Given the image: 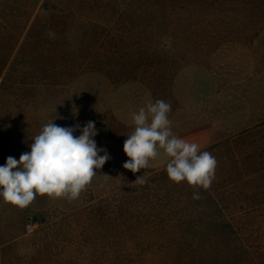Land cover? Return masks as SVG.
Here are the masks:
<instances>
[{
	"label": "rangeland",
	"instance_id": "rangeland-1",
	"mask_svg": "<svg viewBox=\"0 0 264 264\" xmlns=\"http://www.w3.org/2000/svg\"><path fill=\"white\" fill-rule=\"evenodd\" d=\"M160 1L152 12L122 13L110 0H58L63 13L37 11L23 34L26 18H7L15 35L0 32V166L29 152L53 118L64 127L95 122L97 146L111 159L72 202L38 195L20 208L0 197V264H114L115 241L139 239L134 231L146 221L159 225V243L173 241L168 222L146 215L159 210V200L199 210L197 219L201 211L236 213L244 242L263 245L264 0L246 12L221 14L213 6L190 15ZM149 100L170 103L173 133L211 125L202 149L218 161L209 189L171 181L162 149L148 168H123L131 114ZM141 175L147 183H134ZM186 239L207 238L188 229ZM224 244L221 260L249 258Z\"/></svg>",
	"mask_w": 264,
	"mask_h": 264
},
{
	"label": "clouds",
	"instance_id": "clouds-1",
	"mask_svg": "<svg viewBox=\"0 0 264 264\" xmlns=\"http://www.w3.org/2000/svg\"><path fill=\"white\" fill-rule=\"evenodd\" d=\"M170 112V103L149 100L131 114L129 124L134 130L123 144L129 158L123 168L134 174L148 168L150 160H155L162 149L169 158L166 172L171 181L177 184L186 181L190 186L207 190L215 179L218 161L197 143L173 133ZM53 119L32 138L29 152L21 153L19 160L9 156L0 166V197L5 203L24 208L38 195L64 197L72 202L86 190L97 175L96 170L111 159L106 149L97 146L95 122L87 121L82 128L79 124L64 127ZM77 131L78 136L74 135ZM134 183L143 185L147 180L141 175ZM199 198V193H195L193 199Z\"/></svg>",
	"mask_w": 264,
	"mask_h": 264
},
{
	"label": "trees",
	"instance_id": "trees-1",
	"mask_svg": "<svg viewBox=\"0 0 264 264\" xmlns=\"http://www.w3.org/2000/svg\"><path fill=\"white\" fill-rule=\"evenodd\" d=\"M110 1L118 5L117 10L122 13L152 12L157 5L156 0ZM160 3L164 5L165 10L173 14L188 13L190 15L199 8L213 6H216L219 13L223 14L252 10L253 0H161ZM37 11L63 13L65 9L61 8L58 0H0V32L7 31L11 37L15 35L12 31L14 27L7 22L9 17L18 20L26 18L20 33L30 32L33 29L30 19L33 15H37ZM13 44L10 54L14 52L18 39ZM197 211L199 210L187 211L179 207H168L165 202L159 200V210L148 211L146 215L148 217L158 215L168 222V229L173 235V241L159 243V225L146 221L142 224L140 231H134L138 232L139 239L133 237L131 241L125 242L123 245L115 241L116 261L114 264H232L229 261L221 260L216 254L222 243L231 246L238 255L245 254L249 257L248 259L240 257L233 264H264V243L260 245L252 241L249 245L244 242L239 235L240 229L233 226V222L237 219L236 213H224L222 210L201 211L200 218L197 219L195 216ZM241 215L243 213L238 216ZM188 229L198 233L203 232L207 239L196 244L194 239L189 241L186 239ZM208 229L211 230L209 234ZM233 243H237L238 248L235 249ZM123 252H126L127 255ZM192 252H195L196 255L197 253L201 254V259L204 262L200 263L188 258V256H194Z\"/></svg>",
	"mask_w": 264,
	"mask_h": 264
},
{
	"label": "crops",
	"instance_id": "crops-1",
	"mask_svg": "<svg viewBox=\"0 0 264 264\" xmlns=\"http://www.w3.org/2000/svg\"><path fill=\"white\" fill-rule=\"evenodd\" d=\"M174 134L190 142L197 143L202 150L211 138L212 127L209 123H202L183 132H176Z\"/></svg>",
	"mask_w": 264,
	"mask_h": 264
},
{
	"label": "built area",
	"instance_id": "built-area-1",
	"mask_svg": "<svg viewBox=\"0 0 264 264\" xmlns=\"http://www.w3.org/2000/svg\"><path fill=\"white\" fill-rule=\"evenodd\" d=\"M36 223L33 221H29L25 226L26 234H32L35 230Z\"/></svg>",
	"mask_w": 264,
	"mask_h": 264
}]
</instances>
